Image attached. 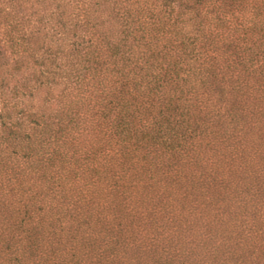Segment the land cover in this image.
<instances>
[{"label": "trees", "instance_id": "obj_1", "mask_svg": "<svg viewBox=\"0 0 264 264\" xmlns=\"http://www.w3.org/2000/svg\"><path fill=\"white\" fill-rule=\"evenodd\" d=\"M0 264H264V0H0Z\"/></svg>", "mask_w": 264, "mask_h": 264}]
</instances>
